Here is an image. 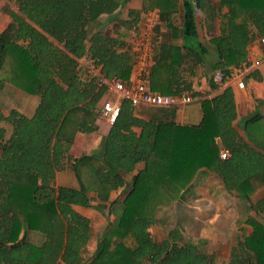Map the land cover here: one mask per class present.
<instances>
[{
	"label": "trees",
	"instance_id": "obj_1",
	"mask_svg": "<svg viewBox=\"0 0 264 264\" xmlns=\"http://www.w3.org/2000/svg\"><path fill=\"white\" fill-rule=\"evenodd\" d=\"M10 24L0 31V89L6 85L37 97L32 116L0 108V264H264V115L244 122L246 139L235 128L238 110L231 87L202 101L198 125L165 117L146 119L129 102L96 151L74 157L76 135L99 130L106 90L84 78L79 60L88 58L107 77L131 81L136 63L133 40L143 15L130 10L116 37L90 31L102 15H113L130 0H7ZM144 12L158 10L155 51L149 75L153 92H193L187 78L206 79L211 70L225 82L247 69L249 46L264 38V0H218L199 8L208 30L201 39L193 0H139ZM181 22V24H179ZM167 34L160 40L162 26ZM213 59L207 62V57ZM222 149L231 157L222 159ZM70 168L78 188L57 186ZM212 172L243 201L238 226H248L230 260L218 261L182 224L164 239L154 234L157 214L201 186ZM95 252L88 246L98 228L76 208L102 214ZM30 233L42 236L33 243Z\"/></svg>",
	"mask_w": 264,
	"mask_h": 264
},
{
	"label": "crops",
	"instance_id": "obj_2",
	"mask_svg": "<svg viewBox=\"0 0 264 264\" xmlns=\"http://www.w3.org/2000/svg\"><path fill=\"white\" fill-rule=\"evenodd\" d=\"M193 1L197 10L200 0ZM217 2L218 0H205L207 7L209 4L215 5ZM130 10L139 11L142 15L144 13L141 1L130 0L126 7L117 11L115 14L102 15L97 22L92 24L90 31H102L110 36L116 37L121 28L120 20L127 19ZM202 17L200 20L201 39L208 41L211 35L220 33L221 25L218 21L215 23L214 29L209 31L203 12ZM167 31V28L163 25L160 30V40L164 39L168 33ZM248 58L261 60V65L254 69H244L235 77L225 82L221 80L220 73L211 70L209 77L214 78L216 88H212L206 79L199 81L192 77L187 78L189 80L188 82L192 84L193 92L199 94L194 97L196 99L195 101L201 103V111L193 108L190 114L186 113V115L181 116L179 113L182 108H172L176 109L177 112L169 114L170 118L182 124L198 125L203 117L202 101L206 98H212L222 93L226 88L231 87L235 94L238 110V119L234 125L239 137L245 140L246 135L243 127L246 118L251 114L259 113V108H262L260 114L264 115V55L261 52L259 38L249 46ZM212 59L213 57H207L208 64ZM134 79L135 74L132 72L131 81H134ZM239 80L244 81V88H239ZM108 96L110 95H104L103 102L107 100ZM34 99L35 107L30 114L18 111L26 116H32L39 103L37 97H34ZM136 113L146 119L165 117L167 115V113H160L158 109L148 106L137 108ZM97 125L99 130L96 133L89 135L78 133L76 135L71 150V154L74 157L93 153L99 147L101 140L108 136L112 125L102 117L97 120ZM205 175L206 178L201 186L195 188L185 199L176 202L171 208L169 207L171 209L170 215H176V219L173 222L174 226L178 223L182 224L192 239L197 242H204V250L208 254L215 256L218 261L230 260L232 251L238 245V242L243 238L245 233L249 234L251 231L248 226L237 225L238 220L243 217V201L239 198L238 193L228 191L217 175L212 172H205ZM56 185L78 188L76 176L70 168L58 173ZM76 210L89 218L96 215V211L90 208L77 207ZM89 210L91 212H88ZM172 215L170 216V220H172ZM262 219L264 220V213ZM29 239L31 242L38 244L42 242L43 238L37 233H30Z\"/></svg>",
	"mask_w": 264,
	"mask_h": 264
},
{
	"label": "built area",
	"instance_id": "obj_3",
	"mask_svg": "<svg viewBox=\"0 0 264 264\" xmlns=\"http://www.w3.org/2000/svg\"><path fill=\"white\" fill-rule=\"evenodd\" d=\"M160 19L158 10H148L143 13L139 34L133 40L136 54V63L133 69L134 81L124 83L116 77H107L88 58L79 60L84 78L96 82L99 87L106 90V94L112 97V99L104 101L101 115L111 125L116 122L119 116L122 102H129L134 108L148 106L172 109L186 107L196 100L191 94L163 95L150 89L148 79L155 51L156 30ZM259 44L264 55V38H259ZM246 64L249 69L258 68L261 65V60L247 57ZM238 86L244 88V81L239 80ZM220 157L224 160L229 159L231 153L224 149Z\"/></svg>",
	"mask_w": 264,
	"mask_h": 264
},
{
	"label": "rangeland",
	"instance_id": "obj_4",
	"mask_svg": "<svg viewBox=\"0 0 264 264\" xmlns=\"http://www.w3.org/2000/svg\"><path fill=\"white\" fill-rule=\"evenodd\" d=\"M9 10H17V6L14 3H9L7 0H0V31H4L8 25L11 22V19L8 15ZM197 14L199 17V22L201 24L202 12L199 8H197ZM204 34V32H203ZM202 34V35H203ZM108 100L112 99L111 96H108ZM34 97L12 87L11 85H6L3 89H0V108L5 114H8L11 110L16 109L21 112H24L26 114H30L34 107H35V101ZM201 103L199 101L193 102L189 107H185L180 109V115L184 116L186 113L190 114V112L193 110V108H197L198 111H201ZM156 108V107H153ZM158 109V108H156ZM262 108H259V113L262 112ZM252 114L248 117H251ZM247 119V118H246ZM98 149V147H97ZM96 151V150H95ZM102 208V214L96 213L95 216H93V220L95 221V226L97 231L95 232L96 235H94L93 239L91 240L89 246H88V253L89 256L92 255L96 250V245L98 242L97 235H100L102 232V229L100 227H104L107 224V214H108V204L101 203L100 204ZM171 208V207H170ZM164 208L162 209L158 214L157 217L161 224H157L153 228V232L155 235H157L159 238L164 239V236L169 232V229L172 228L174 225V219L175 214H171L172 220H170V209ZM87 211V210H86ZM88 212H91L90 210ZM95 214V213H94ZM179 224V223H178Z\"/></svg>",
	"mask_w": 264,
	"mask_h": 264
}]
</instances>
